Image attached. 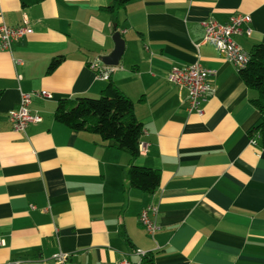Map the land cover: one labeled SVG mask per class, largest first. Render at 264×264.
Listing matches in <instances>:
<instances>
[{"label": "crops", "instance_id": "0c3cea01", "mask_svg": "<svg viewBox=\"0 0 264 264\" xmlns=\"http://www.w3.org/2000/svg\"><path fill=\"white\" fill-rule=\"evenodd\" d=\"M110 5L0 0V26L30 29L10 51L0 45V264H53L57 253L66 264H139V252L153 264H264V150L249 136L260 121L250 103L257 94L213 43L201 42L202 23L241 14L251 33L242 27L236 44L246 53L264 45V0H129L113 14ZM116 32L123 52L104 65ZM192 64L212 72L200 114L166 79ZM108 82L143 126L134 162L53 118L60 99L97 98ZM37 91L51 96L31 101L41 121L14 131L9 111ZM131 163L158 172L153 194L129 187ZM150 205L153 234L139 221Z\"/></svg>", "mask_w": 264, "mask_h": 264}, {"label": "trees", "instance_id": "16d2710c", "mask_svg": "<svg viewBox=\"0 0 264 264\" xmlns=\"http://www.w3.org/2000/svg\"><path fill=\"white\" fill-rule=\"evenodd\" d=\"M23 8L38 4L43 0H19ZM129 0H111L109 13H116ZM249 60L238 70L244 85L255 91L257 96L250 101L259 112V124L250 132L251 140L264 150V45L255 44L248 52ZM53 59L49 70L57 65ZM54 120L76 132L96 135L101 142L112 143L125 153L130 162L139 156V140L143 132L142 124L135 118L134 103L113 83L108 82L97 98L78 96L60 99L54 110ZM129 187L146 194H153L159 185L157 171L129 164L127 169ZM139 264H153L152 254H144Z\"/></svg>", "mask_w": 264, "mask_h": 264}, {"label": "built area", "instance_id": "2783aa9c", "mask_svg": "<svg viewBox=\"0 0 264 264\" xmlns=\"http://www.w3.org/2000/svg\"><path fill=\"white\" fill-rule=\"evenodd\" d=\"M251 19L248 15L236 14L229 18L227 24H218L214 21L202 23L204 33L202 38L203 43H213L223 59L229 61L238 71L245 67L249 60L248 53L244 52L235 42V37L242 32V27H245L244 32L250 35L251 30L248 27ZM30 29L27 26L9 27L5 24L0 26V45L3 50L10 51L12 43L23 38ZM98 62L91 64V69L99 71ZM212 72L204 69L199 64L187 66L172 67L167 73V81L183 89L186 93V102L188 111L196 114L202 112V104L205 103L212 93L210 85V77ZM106 77V76H105ZM51 96L45 91H37L31 93H22L18 106L9 111L8 118L11 122L14 131L25 134V130L29 124H37L41 118L32 113L30 104L33 98L49 99ZM255 140H251L254 143ZM157 207L150 205L141 210L139 221L144 226L149 234H153L157 229L155 217ZM141 256L144 253H140ZM68 255L57 253L52 256L53 264H66ZM7 264H18L7 263ZM119 264H131L128 260H123Z\"/></svg>", "mask_w": 264, "mask_h": 264}, {"label": "water", "instance_id": "95a60500", "mask_svg": "<svg viewBox=\"0 0 264 264\" xmlns=\"http://www.w3.org/2000/svg\"><path fill=\"white\" fill-rule=\"evenodd\" d=\"M113 42L115 44L113 52L109 56L105 57H100L99 60L104 64V65H117L119 58L123 52V41L120 38L119 33H115L112 37Z\"/></svg>", "mask_w": 264, "mask_h": 264}]
</instances>
